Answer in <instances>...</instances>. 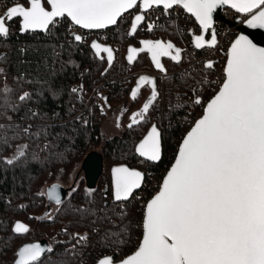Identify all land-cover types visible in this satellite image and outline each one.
<instances>
[{"label": "snow or ice", "instance_id": "1", "mask_svg": "<svg viewBox=\"0 0 264 264\" xmlns=\"http://www.w3.org/2000/svg\"><path fill=\"white\" fill-rule=\"evenodd\" d=\"M26 3L28 6L13 0L6 14L0 15V38L9 36L8 22L17 17L21 19L24 33L37 30L48 33L50 26L57 25L58 18L65 17L81 29H108L117 25L121 17L138 4L144 12L162 7L165 16H169V10L175 6L190 13L202 33L208 34L211 30L210 39L204 34L195 35L196 49L216 45L213 13L224 5L247 17L245 23L250 28L264 29V0H47L50 10L45 7L44 0H26ZM144 12L135 15L132 34L145 21ZM153 27L149 23L147 30L152 31ZM73 39L81 42L84 37L75 34ZM141 43V48H130L129 63L141 52L149 53L156 69L161 72H166L161 57L180 62L182 49L172 42L145 39ZM90 47L98 58H102L101 53H106L109 66L112 65V47L98 42H93ZM227 56L225 78L219 91L183 137L175 162L164 177L160 190L145 206L141 243L132 255L118 264H264V47H258L247 36L240 35L231 44ZM205 67L211 69L213 63L207 62ZM145 85L151 87V96L142 110L132 115L131 123L127 125L130 129L144 121L157 101V81L147 75L139 77L131 98L137 99ZM80 91L71 89L74 94ZM13 93L14 89L7 85L0 89V107L19 110V105L12 99ZM32 97L33 93L24 91L16 99L27 103ZM103 99L106 101L107 97ZM192 103L201 104L202 98L196 97ZM100 107L103 111L104 106ZM29 111L33 117L38 115ZM7 118L11 120V117ZM30 128L31 125L21 129L11 123L0 124V148L11 147V141L20 138L21 132L27 135ZM9 132L12 135H8ZM42 132L46 130L42 128L32 136L39 137ZM48 147L44 145V149ZM26 149L27 145L13 158L0 160V163L7 166L18 164L26 158ZM135 150L148 161L161 160V133L156 125H152ZM112 177L116 202L128 201L134 191L141 188L145 178L141 171L127 166L114 167ZM58 188V185L51 186L47 199L61 205L63 199ZM73 211L82 217L112 222L106 204L99 210L90 205ZM98 211L103 214L98 216ZM125 214L122 207L115 213L121 220ZM13 231L24 234L29 228L16 222ZM63 231L67 232V229ZM123 235H126V228L121 226L119 231H106L104 238L119 244ZM76 237V244L72 245L74 249L88 239L86 235L76 234ZM113 237L118 239L113 241ZM54 251L51 245L31 243L19 250L15 264H41L45 257L47 264H69L63 256L53 259L48 255ZM98 264L117 262L112 256L105 255Z\"/></svg>", "mask_w": 264, "mask_h": 264}, {"label": "trees", "instance_id": "2", "mask_svg": "<svg viewBox=\"0 0 264 264\" xmlns=\"http://www.w3.org/2000/svg\"><path fill=\"white\" fill-rule=\"evenodd\" d=\"M45 6L49 7L47 2ZM131 24L132 17L128 14L117 23L115 38L124 42L125 56L121 62L117 56L110 69H107L106 59L92 55L87 46L71 42L61 29L51 31L42 38L0 39V89L5 85L14 89L12 99L19 105L18 111L0 107V124L11 123L21 129L31 125L27 135L21 132L20 138L11 141V147L0 148V160H5L13 158L27 145V156L21 162L14 166L0 163V264H14L22 244L42 240H47L55 250L48 255L53 259L63 256L69 264H92L96 258L105 255L120 261L133 254L141 243L145 204L115 202L111 170L114 166L127 165L145 172L147 180L168 171L177 157L183 137L204 112V106L192 103L193 99L200 97L208 102L216 91L211 84L214 69L202 65L192 73L166 78L164 102H154L143 122L131 129L126 125L119 135L109 137L104 134L102 125L106 115L98 108L89 110L87 123H79L74 109L75 105H79L78 97L71 92V87L82 81L78 77L81 71L87 84L91 77L97 83L116 82L111 85L110 108L127 104L130 116L142 110L146 99L141 101L140 95L135 100L131 98V88H134L136 79L131 82L123 74L157 70L147 53H141L130 70L126 59L128 49L131 46L140 47L142 41L139 33L134 38L130 37ZM186 24L182 21L178 27H158L151 39L172 42L184 50L183 42L191 48L193 44ZM191 60L183 53L179 63L163 58V65L166 73L170 74ZM24 91L33 93L27 103L16 99ZM29 110L38 115L31 116ZM153 123L162 130L163 136V157L159 164L143 160L135 152L136 145ZM42 128L46 132L39 137L32 136ZM45 144L49 145L47 149H44ZM93 151L103 156L104 169L95 189L90 190L86 187L84 175L78 179L74 175L85 157ZM52 184L70 186L71 190L63 204L49 215L46 188ZM105 204L116 227L107 220L82 217L73 211L74 208L90 205L99 210ZM121 207L126 213L123 220L115 215ZM102 214L97 213L98 216ZM18 221L29 226L28 233L16 234L13 231ZM121 226L126 228V235L122 236L119 244L104 238L106 231H119ZM87 230L92 237H97L91 245L92 249L80 247L75 256L63 252L64 247L75 243L77 233ZM116 239L112 238L113 241ZM41 264H47L46 257Z\"/></svg>", "mask_w": 264, "mask_h": 264}, {"label": "built area", "instance_id": "3", "mask_svg": "<svg viewBox=\"0 0 264 264\" xmlns=\"http://www.w3.org/2000/svg\"><path fill=\"white\" fill-rule=\"evenodd\" d=\"M15 2L24 4V6H28L26 3V0H15ZM12 3H13V0H0V15H5L6 9L9 6H11ZM169 12H170L169 16L163 15L162 7L160 9L154 8L146 12L145 21L138 30L139 36L142 39H150L152 36V33L158 27H167V26L178 27L182 21H186L187 23L186 28L189 31L191 40H192L193 35L201 34L202 30L200 29L195 19L190 14L185 12L181 7L175 6L174 9L169 10ZM131 15L133 16L134 14L132 13ZM222 18H223V21H217L214 25V29L216 31V36H217L216 45L213 48H204L202 50H197L195 47L190 48L186 46L185 48L186 54L190 56L192 60L189 64L177 70L176 72L172 74H163V73L152 72V71H138V72L128 71L127 74H123V77L126 79H129L131 82H133L135 78L141 75H149V76L156 77L157 79L160 80V84L158 88V93H159L158 103H163L164 94H165L164 80L167 77L175 76L177 74L192 73L198 67L205 65L207 62L217 60V63L215 64L214 75L211 80V84H212V88L215 89L216 92H218L225 78L224 69L227 63V59H228L227 53L230 49L231 44L234 42V40L237 38V35H238L237 27L244 24L247 19V17L243 16V14L236 13L235 10L232 8L224 9L222 11ZM234 21H237V25L231 27L229 23L234 22ZM149 23H152L154 25L152 31L147 30V25ZM8 24L10 27L9 36L7 38H0L5 41L10 40L13 37L42 38L48 35L49 32L51 31L61 29L71 42L87 46L90 49V53L92 55H94V53L90 48V43L93 39H97L98 41L104 44H108L112 46L120 62H121V59L123 58L124 51H125L124 42L117 41L115 38L116 37L115 33L118 30L117 25H115L112 28L102 29L99 31L85 30V29L79 28V26L72 24L70 19L65 17L63 19H58V23L55 27L50 26V31L48 33L38 32V31L24 33L21 31V20L20 19H14L11 22H8ZM75 34L81 35L82 37H84V40L81 42H75L73 39V36ZM78 77L82 81L79 83L73 84L71 87V89L77 88L81 90L79 94H76L78 97L79 105L74 106L75 119L79 123H85V121H88L89 119L88 112L92 108H98L101 113H105L107 100L105 101L103 98L107 97V99H109L111 89H112L111 85L112 83H116V82L103 81V82L97 83L93 79V77H91L90 82L87 84L86 80L84 79L85 78L84 73L82 71L79 73ZM208 102L202 101L201 105L204 106L205 108ZM102 105L104 106L103 111H101V107H100ZM140 164L142 165V163ZM168 171L163 172V174L161 175L151 176L149 180H146V183L144 186L145 189H142L140 192H137L133 197L136 199L137 204H141V205L145 204L146 206L147 202L150 201V199L160 190V185L162 184L163 179L166 176ZM87 234L85 235L88 237ZM85 235H81V236H85ZM77 239L78 237L76 238V240ZM94 241L93 242L89 241V237H88L86 242L82 241L80 244H77L76 248L85 247L86 249H89L91 245L94 243ZM74 244H76V241ZM72 245L64 247L63 251L64 252L73 251L74 248L72 247ZM99 259L100 258L95 260V262L92 264H97ZM116 261H119V260L117 259Z\"/></svg>", "mask_w": 264, "mask_h": 264}, {"label": "water", "instance_id": "4", "mask_svg": "<svg viewBox=\"0 0 264 264\" xmlns=\"http://www.w3.org/2000/svg\"><path fill=\"white\" fill-rule=\"evenodd\" d=\"M45 2H47V0H44V3ZM46 7V6H45ZM137 7H139V9H140V12L138 13V14H140L141 12H144V10H143V8H142V6L141 5H139L138 4V6ZM47 8V7H46ZM226 8H230L229 6H227V5H224V6H221L220 8H217L216 9V11L213 13V28H214V25H215V23L217 22V21H223V18H222V11L224 10V9H226ZM48 10H50V5H49V7L47 8ZM136 8H133V9H130L128 12H126L123 16H125L126 14H129V13H131V12H133L134 10H135ZM145 13V12H144ZM188 14H190V13H188ZM191 15V14H190ZM192 16V15H191ZM135 17V16H134ZM18 18V17H17ZM17 18H15V19H17ZM122 18V17H121ZM194 19H195V17H193ZM59 19V18H58ZM70 19V18H69ZM120 21V20H119ZM118 21V22H119ZM135 21H134V18H133V20H132V24L134 23ZM198 23V22H197ZM143 24V23H142ZM141 24V25H142ZM230 24V26L231 27H233V26H236L237 25V21H234V22H231V23H229ZM140 25V26H141ZM139 26V27H140ZM112 27H114V26H110L109 28H112ZM139 27H138V29H139ZM138 29H137V31H138ZM38 32H43V31H40V30H37ZM92 31H99V30H92ZM237 31H238V36H240V35H245V36H247L250 40H252V42L254 43V44H256L258 47H264V29H259V28H250L246 23H244V24H242V25H240V26H238L237 27ZM137 33V32H136ZM136 33L135 34H132L131 33V29H130V35H131V37H135V35H136ZM201 34H204L205 35V37H206V39H210V34H211V30H209V33L208 34H205V33H201ZM237 36V37H238ZM143 41V40H142ZM93 42H98V43H100V44H102V45H104V46H110V45H106V44H103V43H101L100 41H98L97 39H93L92 41H91V43H90V46H91V44L93 43ZM165 42V41H164ZM165 43H167V42H165ZM141 44V46L140 47H138V48H141V47H143V45H142V43H140ZM193 46L195 47V36L193 37ZM110 47H112V46H110ZM176 47V46H175ZM206 47H208V46H205V48ZM91 48V47H90ZM130 48H132V46L130 47ZM130 48L128 49V52H127V56H126V59H127V57L130 55ZM137 48V47H136ZM208 48H213V47H208ZM113 49V48H112ZM93 52H94V50L93 49H91ZM197 50H202V49H197ZM113 53H114V59H113V62H112V65L111 66H109V64H108V68L107 69H110L112 66H113V64L115 63V60H116V55H115V52H114V49H113ZM141 53H146V52H141ZM141 53H138L137 55H136V57H135V59H134V61L132 62V63H129L128 62V64L129 65H134V63H135V61L137 60V58H138V56L141 54ZM174 54V53H173ZM147 55H148V57L150 58V60H151V56H150V54L149 53H147ZM181 56H182V52H181ZM101 57L102 58H99V59H106L107 60V54L106 53H101ZM163 58H170V57H161V63L163 64ZM181 59V58H180ZM128 61V60H127ZM151 62H152V60H151ZM209 62H212L213 63V67H214V64L216 63V61H209ZM152 64H153V66H154V68L156 69V67H155V65H154V63L152 62ZM212 67V68H213ZM157 71H160V70H158V69H156ZM161 72V71H160ZM162 73H166V72H162ZM141 76H143V75H141ZM148 76V75H147ZM150 77H152V76H150ZM155 78V77H154ZM156 79V78H155ZM138 80H139V77L137 78V80H136V85H135V87H134V89L137 87V83H138ZM156 81H157V79H156ZM146 86H148L149 88H151L149 85H145L144 87H146ZM144 87H142L141 88V90H140V92L137 94V97L141 94V91H142V89L144 88ZM133 89V90H134ZM217 94V93H216ZM150 96H151V94L147 97V99H146V101H145V103L148 101V99L150 98ZM144 103V104H145ZM143 104V105H144ZM142 108H143V106H142ZM152 125H156L157 126V128H158V130L160 131V133H161V147H162V157H163V136H162V131H161V129L158 127V125L156 124V123H153ZM152 125H151V127H152ZM151 127L149 128V130H148V132L150 131V129H151ZM148 132L146 133V135L148 134ZM145 135V136H146ZM145 136L138 142V144L145 138ZM138 144L136 145V147L138 146ZM136 149V148H135ZM135 152H136V150H135ZM136 155L139 157V158H141V159H143V160H146L145 158H142V157H140L137 153H136ZM162 157H161V160L160 161H157V162H152V161H148V160H146V161H148V162H151V163H153V164H159L161 161H162ZM175 162V161H174ZM174 164V163H173ZM119 166H127V165H119ZM114 167H116V166H114ZM113 167V168H114ZM127 167H129V166H127ZM172 167V166H171ZM112 168V169H113ZM130 168V167H129ZM103 169H104V160H103V156L100 154V153H98V152H96V151H93V152H91V153H89L86 157H85V159H84V161H83V163H82V166H81V173H83V175H84V178H85V181H86V187L88 188V189H90V190H93V189H95V187H96V185H97V183H98V181H99V179H100V177H101V175L103 174ZM130 169H133V168H130ZM134 170H139V171H141L143 174H144V181L142 182V186H141V188H139V189H137V190H135L134 191V193H133V196L137 193V192H139L140 190H142L143 189V187H144V185H145V183H146V175H145V172H143L142 170H140V169H134ZM170 170V169H169ZM111 176H112V170H111ZM53 185H58L59 186V188H58V190L60 191V193H61V195H62V199H63V202L65 201V199L67 198V196H68V194H69V192H70V190H71V188L70 189H67V188H65L64 186H62V185H60V184H52V185H50V186H48L47 188H46V196H47V192H48V190L50 189V187L51 186H53ZM112 188H113V197H114V184H113V177H112ZM133 196L128 200V201H124V202H129V201H131L132 200V198H133ZM115 201V200H114ZM116 202V201H115ZM59 206V205H56L54 202H50V201H48V209H50V207L51 206ZM48 213V212H47ZM18 222H20V221H18ZM23 223V222H22ZM15 225V224H14ZM26 225V224H25ZM27 226V225H26ZM28 228H29V226H27ZM142 241V240H141ZM31 243H40L42 246H47V245H49V243H48V241L47 240H42V241H38V242H30V243H25V244H22L19 248H18V250H17V256H16V260H15V262L19 259V256H18V252H19V250L23 247V246H26V245H28V244H31ZM132 255V254H131ZM115 261V260H114ZM15 262H14V264H15ZM115 262H117V264H118V262L119 261H115ZM98 264V263H97Z\"/></svg>", "mask_w": 264, "mask_h": 264}, {"label": "rangeland", "instance_id": "5", "mask_svg": "<svg viewBox=\"0 0 264 264\" xmlns=\"http://www.w3.org/2000/svg\"><path fill=\"white\" fill-rule=\"evenodd\" d=\"M169 27H174V26H169ZM181 43H182L183 46L186 47V45H187L186 43H183V42H181ZM122 70H123V67H122ZM127 73L128 72H126L125 74H127ZM149 94H150V89H148L147 87L143 88L142 89V92L140 94V100L144 102V100L147 98V96ZM125 106H127V104H122L120 106H115L114 108L106 107L105 113H102V114L106 115V119H105V121H104V123L102 125V131L104 132V134H106L109 137L119 135V134H121L125 130L126 125H128L129 123H131V117L129 115L130 112L129 113L122 112V109ZM120 117H122V120L121 121H118V118H120ZM117 124H119V127L117 126ZM80 171H81V168L78 169L76 171L75 175H74V176L77 177V179L80 178L81 176H83V173H81ZM64 187L67 188V189H70V186H64ZM131 201H133L135 204H137V201H136L135 198H132ZM56 207L57 206H54V205L50 207V209H49V215H52L53 214V212L56 210ZM99 232H100V230L97 231V233H99ZM97 233H96V235H97ZM77 234H79L80 236L87 234L88 237H89V241H92L93 242L95 240L94 235L92 237L91 236V232L88 231V230L87 231L79 232ZM77 249H79V248H76V249H74L71 252L70 251L69 252H64L63 251V252L64 253H68L71 256H75L76 255V252H77ZM101 258H103V257H101ZM124 258H126V257H123V259ZM97 259L98 258H96L95 260H97ZM95 260H94V262H95Z\"/></svg>", "mask_w": 264, "mask_h": 264}, {"label": "flooded vegetation", "instance_id": "6", "mask_svg": "<svg viewBox=\"0 0 264 264\" xmlns=\"http://www.w3.org/2000/svg\"><path fill=\"white\" fill-rule=\"evenodd\" d=\"M183 53L186 54V49L182 50V54H183ZM185 66H186V65H185ZM183 67H184V66H183ZM181 68H182V67H181ZM181 68H180V69H181ZM178 70H179V69H178ZM175 72H176V71H175ZM169 77H170V76H169ZM167 78H168V77H167ZM147 87H148V86H147ZM148 88H149V87H148ZM149 89H150V94H151V88H149ZM150 94H149V95H150ZM125 109H127V111H125ZM122 110H124V112H126V113H129V112H130V111H129V108L126 107V106L123 107ZM129 115H130V114H129ZM130 117H132V116H130Z\"/></svg>", "mask_w": 264, "mask_h": 264}, {"label": "crops", "instance_id": "7", "mask_svg": "<svg viewBox=\"0 0 264 264\" xmlns=\"http://www.w3.org/2000/svg\"><path fill=\"white\" fill-rule=\"evenodd\" d=\"M122 112H124V110H122ZM122 120V117L118 118V121H121Z\"/></svg>", "mask_w": 264, "mask_h": 264}]
</instances>
